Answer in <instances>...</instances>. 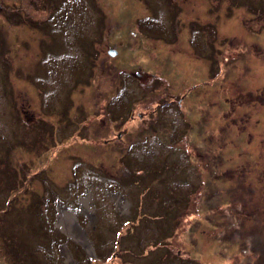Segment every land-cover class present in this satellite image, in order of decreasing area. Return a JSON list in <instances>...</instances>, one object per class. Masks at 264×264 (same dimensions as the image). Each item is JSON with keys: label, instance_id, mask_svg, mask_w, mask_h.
Segmentation results:
<instances>
[{"label": "rangeland", "instance_id": "rangeland-1", "mask_svg": "<svg viewBox=\"0 0 264 264\" xmlns=\"http://www.w3.org/2000/svg\"><path fill=\"white\" fill-rule=\"evenodd\" d=\"M0 264H264V0H0Z\"/></svg>", "mask_w": 264, "mask_h": 264}, {"label": "bare ground", "instance_id": "bare-ground-1", "mask_svg": "<svg viewBox=\"0 0 264 264\" xmlns=\"http://www.w3.org/2000/svg\"><path fill=\"white\" fill-rule=\"evenodd\" d=\"M88 212H90V210ZM67 219H69V223ZM59 221H60V224L64 226L66 229L75 230L77 234H79L82 238H84L82 230L78 227V224L76 221V215L69 212L64 207H60ZM83 242H85V238L83 239Z\"/></svg>", "mask_w": 264, "mask_h": 264}, {"label": "water", "instance_id": "water-1", "mask_svg": "<svg viewBox=\"0 0 264 264\" xmlns=\"http://www.w3.org/2000/svg\"><path fill=\"white\" fill-rule=\"evenodd\" d=\"M117 54H118L117 50H110V51H109V55H110V56L116 57Z\"/></svg>", "mask_w": 264, "mask_h": 264}, {"label": "trees", "instance_id": "trees-1", "mask_svg": "<svg viewBox=\"0 0 264 264\" xmlns=\"http://www.w3.org/2000/svg\"><path fill=\"white\" fill-rule=\"evenodd\" d=\"M262 11V10H261ZM59 200L57 197H56V201ZM43 212H45V210H43Z\"/></svg>", "mask_w": 264, "mask_h": 264}]
</instances>
